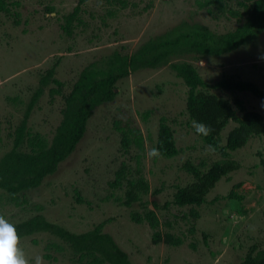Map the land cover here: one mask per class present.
<instances>
[{
	"label": "rangeland",
	"instance_id": "obj_1",
	"mask_svg": "<svg viewBox=\"0 0 264 264\" xmlns=\"http://www.w3.org/2000/svg\"><path fill=\"white\" fill-rule=\"evenodd\" d=\"M6 2L8 13H0V156L14 147L17 132L24 135L16 148L19 151L27 150L28 138L49 143L61 119L62 96L89 64L105 68L107 59L128 57L147 40L182 22L199 23L215 34L231 32L238 24L215 5H210V12L197 8L195 0ZM76 5V18L66 26L68 35L62 29L64 17ZM222 5L242 11L234 0H224ZM180 63L194 68L207 86L205 91L229 103L239 100L245 110L260 114L264 121L261 98L249 91L213 87L231 78L250 82L264 92V31L218 57H171L161 67L136 70L119 79L112 86V99L100 104L87 120L73 152L36 188L23 191L22 203L9 205L5 192H0V215L12 224L39 215L73 234L101 225V233L112 239L129 264H239L251 246L264 248V171L260 165L264 137H253L229 153L238 169L216 182L200 206L172 204L175 192L191 182L183 169L185 163L203 172L219 160L187 116V88L170 68ZM48 71L52 77L34 98ZM32 98L36 101L25 118ZM161 119L178 150L173 157L148 156L155 148ZM232 127L228 122L220 133L222 143ZM124 133L127 145L122 144ZM135 139H140V146L134 144ZM121 165L127 178L139 175L148 186L147 193L129 207L121 205L125 184L109 186ZM231 194L241 199L230 198ZM148 210L157 220L154 229L144 221L132 222L133 213L143 216ZM167 240L179 242L170 245ZM20 243L30 257L41 256L44 264H76L70 248L49 233L20 237Z\"/></svg>",
	"mask_w": 264,
	"mask_h": 264
},
{
	"label": "trees",
	"instance_id": "obj_2",
	"mask_svg": "<svg viewBox=\"0 0 264 264\" xmlns=\"http://www.w3.org/2000/svg\"><path fill=\"white\" fill-rule=\"evenodd\" d=\"M86 1L88 0H78V4ZM222 1L224 0H195V4L197 8L207 12H210V5H215L221 13L235 19L238 24L231 32L215 34L199 23L182 22L147 40L128 57L115 55L107 59L105 68H97L94 63L83 68L69 92L62 96L61 119L49 143L39 137L28 138L27 150L19 151L16 148L24 139V135L17 132L14 147L0 156V192H5V202L14 206H17L19 201L22 203V192L36 188L45 176L52 174L58 164L73 152L84 134L87 120L100 104L112 99V86L119 79L136 70L161 67L175 56H190L195 60L228 54L253 41L264 31V0H234L242 11L225 9ZM6 3V0H0V13H8ZM77 11L78 5L64 17L63 30L68 29L66 26L69 27L76 18ZM67 34H70V29ZM170 68L183 80L187 88L185 111L189 120L192 123L196 121L211 126V134L200 137L203 144L206 147L211 145L219 156V160L203 172L190 163L183 165V169L191 177V182L175 192L172 204L177 207H195L204 202L205 195L216 182L238 169V164L229 158V153L242 148L253 137H264V121L260 114L245 110L239 100L229 103L226 99L205 91L207 86L190 64L180 63L170 65ZM51 74L52 71H48L39 81V87L33 94L34 98L42 93L43 87L52 77ZM213 87L222 91H249L264 101V92L259 91L250 82L222 79ZM34 98L26 105L25 118L36 101ZM228 122H232L234 127L226 133L222 143L220 133ZM22 129L21 127L18 131ZM155 143V148L159 149L162 157L169 158L178 153L174 147L172 133L162 119L158 125ZM122 144H128L125 133ZM134 144L140 146V139H135ZM260 165L264 171V161L260 160ZM134 173L137 175L138 171ZM123 183L124 200L121 205L125 207L137 203L139 196L148 191V186L141 176L138 175L135 179L127 178L124 166L121 165L114 173V180L109 186L117 188ZM233 197L236 200L241 199L231 194L230 198ZM190 214L191 217L196 216ZM131 220L136 224L144 221L151 229L157 225L154 212L149 210L143 216L133 213ZM14 225L20 237L35 233H49L55 236L70 248L71 260L76 264H129L126 255L117 249L112 239L101 233V225L81 234H73L46 222L39 215ZM167 242L170 245H178L179 241ZM239 264H264V248L256 249L251 246Z\"/></svg>",
	"mask_w": 264,
	"mask_h": 264
},
{
	"label": "clouds",
	"instance_id": "obj_3",
	"mask_svg": "<svg viewBox=\"0 0 264 264\" xmlns=\"http://www.w3.org/2000/svg\"><path fill=\"white\" fill-rule=\"evenodd\" d=\"M196 132L202 136H208L212 132L210 125L193 122ZM211 151L215 149L209 145ZM149 157H160L158 148H153L148 153ZM0 264H44L39 255L30 257L21 246L20 236L14 224L10 223L3 215H0Z\"/></svg>",
	"mask_w": 264,
	"mask_h": 264
}]
</instances>
